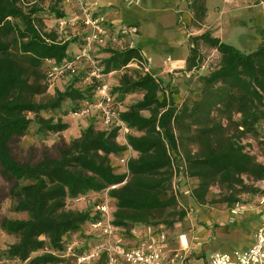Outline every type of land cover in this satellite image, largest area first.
<instances>
[{
	"label": "trees",
	"instance_id": "obj_1",
	"mask_svg": "<svg viewBox=\"0 0 264 264\" xmlns=\"http://www.w3.org/2000/svg\"><path fill=\"white\" fill-rule=\"evenodd\" d=\"M190 8V27L202 29L206 0H192ZM39 11L35 5L25 9L20 0H0V167L12 183L11 195L19 198L16 209L30 213L27 219L1 220V228L18 239L4 256L22 264H61L65 243L75 234L84 238L83 228L92 216V207L68 209L67 200L124 181L109 194L115 199L113 222L127 232L137 225L173 227L187 217L191 199L199 205H233L242 202L241 194L263 192L258 182L264 180V163L247 149L244 139L257 140L264 154V26L261 43L250 52L210 30L189 35V54L181 71L202 68L201 45L215 50L220 59L216 67L199 75L200 96L181 104L175 98L178 88L147 69L148 59L140 47L107 49L108 56L101 60L105 74L132 62L143 68L123 71L112 87L121 102L127 95L142 94L120 112L132 129L128 144L118 141V129H101L91 121L79 137L62 140L56 156L45 154L32 162L19 160L11 146L34 122L28 113L35 115L39 129L63 132L67 122L41 113L61 109L65 101L72 103L73 110L79 109L96 88L81 85L80 73L47 101L34 99L45 91L44 63L70 58V41L46 29ZM52 12L56 18L66 16L58 7H52ZM128 146L137 156L129 161L128 173L120 174L112 159L123 155ZM181 173L186 180H198L193 186L187 181L190 194L175 193L174 179ZM214 184L227 192L211 198Z\"/></svg>",
	"mask_w": 264,
	"mask_h": 264
},
{
	"label": "built area",
	"instance_id": "obj_2",
	"mask_svg": "<svg viewBox=\"0 0 264 264\" xmlns=\"http://www.w3.org/2000/svg\"><path fill=\"white\" fill-rule=\"evenodd\" d=\"M65 1L75 5L76 14L70 19L66 16L54 17V30L62 33L69 25L79 24L84 28L83 42L77 52L72 54L69 52L70 58L64 59L61 63L52 62L50 78L53 81L58 79L67 83L69 73L83 74L81 85H95L94 95L91 99L83 101L79 109L72 110L71 115L75 118L94 117L105 129H118V141L128 144L127 135L132 129L121 119L122 102L112 93V86L105 81L106 76L111 73H104V66L94 52L95 47L123 50L134 46L127 41V37L136 33V27L122 23L117 27L113 21L106 19L101 13L102 7L94 0ZM136 156L137 153L128 146L123 155L116 157L119 166L124 169V174L128 173L129 161ZM187 181L191 183V180H186L182 173L176 175L173 183L176 194L179 192L190 194ZM125 182L112 185L98 193L76 198L82 200L94 195L96 199L91 219L83 228L84 238L79 234L72 235L71 240L65 243V250L61 252V256L73 257L75 264H96L102 259H105L106 264H188L190 247L185 235L180 236V250L168 253L163 246L164 242L157 240L152 234L149 235L148 241L131 245L127 240L126 229L114 224L115 199L110 196L109 190ZM260 204L264 205V197L261 198ZM191 213L190 208L188 215ZM206 264H264V219L257 228L255 241L250 247L230 252L215 251L209 255Z\"/></svg>",
	"mask_w": 264,
	"mask_h": 264
},
{
	"label": "rangeland",
	"instance_id": "obj_3",
	"mask_svg": "<svg viewBox=\"0 0 264 264\" xmlns=\"http://www.w3.org/2000/svg\"><path fill=\"white\" fill-rule=\"evenodd\" d=\"M22 6L25 9H28L29 7L35 5L37 6L40 11L38 13L39 17L43 19L44 25L46 29L51 30L54 29V15L52 12V7H58L60 10H64L66 13L67 18H72L76 14V7L71 2H66L65 0H20ZM138 4H131L130 7L127 8L126 11L118 14L115 13V11L111 8H102L101 13L106 16V19L109 21H113L117 27H120L121 23L122 25H129L127 22H134L137 21L140 23L141 27L143 28L145 34L148 35V37H151L152 40H155L154 48L152 52L150 53L152 56V59L154 63H159L162 55L167 56L168 54H176L184 53L185 48L184 47H171L167 43V39H165L161 34L155 32L156 26L153 27V24L147 23V20L145 19V9L137 6ZM118 18V19H117ZM133 20V21H132ZM124 21V22H123ZM126 22V23H125ZM178 24L183 26V34L189 37V35H197L196 29L193 27H190V24L187 22L185 23L180 18L178 20ZM134 26V25H133ZM136 27V33L135 34H129L127 37V41L134 46H144L143 44H140L139 41L142 38L143 31L140 29V26H134ZM189 27V29H188ZM157 29H160V27H157ZM84 28L83 26L79 24L75 25H69L68 27L64 28L62 33H59V35L64 40L70 41V48L69 52L74 53L77 52L79 47L81 46L83 40L82 36L84 34ZM256 34H250V35H242L239 37V40L242 42L239 44L243 48H250L248 47L250 44H257L259 42V38L256 37L255 39H252V37ZM251 40V41H250ZM109 47H95L94 55H97L100 59V61L108 56V54L105 52ZM172 48V49H171ZM144 56L147 58V54L145 52V49H142ZM201 52L203 56V63L202 68L197 71L193 72H185L181 70H174L170 72L168 79L164 80L165 83H171L173 87H177L179 90V94L175 96L177 99V102L181 104L184 100L185 101H191L196 97L200 96V90L201 85L199 82V75L205 74L208 71L212 70L214 67L217 66L219 63V54L209 47H206L205 45H201ZM169 60V59H168ZM150 61V60H149ZM52 63L45 62L42 71L45 73L46 78L43 82V85L45 86V91L41 94H38L35 96V100L38 102H45L51 97L55 96L56 90L61 89L64 90L66 88V85L70 82V79L73 78L74 74L69 73L70 75L67 76L68 82L65 83L63 80L55 79L54 81L50 78L49 71L51 70ZM83 66H81V69ZM147 69H149L151 72H153L154 75L157 77L163 76L158 71H152V68L150 67V64H146ZM85 69L88 70V68L85 66ZM134 69H137L141 71L143 68L137 64L136 62L130 63L127 68H123L120 71H113L111 74L107 75L105 78V81L108 82L112 87L114 83L118 82V79L121 77L123 71H129L130 73L133 72ZM83 76V74H81ZM80 76V78H81ZM55 83V84H54ZM181 91L183 92V96H180ZM142 98L141 93H135L130 94L126 96V107L133 104L134 102L138 101ZM182 98V99H180ZM73 110L72 103L70 101H65L62 103V108L57 109L54 111H43L41 115L43 117L49 118L52 117L54 119H63L65 122H70L71 126L74 124L75 129H77V126H81L84 122H91L96 121V118H75L71 115V111ZM28 116L33 119V123L29 130L22 136L15 137L12 140L11 146L13 149L14 155L21 161H32V162H38L40 161L45 154H49L52 156H56L57 153V145L62 142V140H65L66 142H70L73 137L75 136V131H67L63 133H54L46 130L39 129V124L36 121V117L33 113H28ZM262 135L264 134V121L261 125ZM244 142L247 143V149L254 155L257 156L258 160L264 163V154H263V148L258 144V141L248 137L244 139ZM192 149H196V145L192 144L190 146ZM113 165L115 166V169L118 173L123 174L124 169L119 166L118 161L116 158L112 159ZM28 181H25L26 183ZM198 183L197 179L192 180L190 183L191 186L196 185ZM189 185V186H190ZM258 186L263 190V192L258 193V195H253L249 193L241 194L242 202L233 204V205H227L226 203H220V204H206V205H199L198 210L196 211L198 216V223L202 225H206L208 220L206 217H213L214 215H223L224 212H230L233 216L232 218L227 219H221L219 223L216 225H228V224H238L240 221L246 220L242 219L246 216L247 213L256 211V208L254 205H249L253 200L256 198V205L260 204V197H264V180L258 182ZM11 188L12 183L8 179L5 178V176L2 174V170L0 167V223L1 220L4 217L12 218V219H27L30 217V213L27 210H17L16 206L18 203V197L11 195ZM227 190L224 188H221L218 184H214L211 187L210 191V197L211 198H217L222 193H226ZM95 196L86 197L82 200H76V199H68L67 200V208L68 209H75V210H87L94 205ZM192 199L189 200L191 203ZM193 203V201H192ZM264 209L261 211L263 213ZM261 212H256L257 214H261ZM191 215V214H190ZM193 216V215H192ZM201 218V221L199 219ZM182 220L181 222L176 223L171 228H165L169 233H176L177 231H180L181 229H186L190 227V221ZM257 230V228H256ZM256 232V231H255ZM18 239L15 235L6 233L0 225V264H22L19 260L15 259H9L6 256H4L5 251L9 248V245L16 242ZM43 251H38L33 254V256L41 254ZM61 264H75L73 257H64V260Z\"/></svg>",
	"mask_w": 264,
	"mask_h": 264
},
{
	"label": "crops",
	"instance_id": "obj_4",
	"mask_svg": "<svg viewBox=\"0 0 264 264\" xmlns=\"http://www.w3.org/2000/svg\"><path fill=\"white\" fill-rule=\"evenodd\" d=\"M102 8H111L115 13H122L127 10L131 4L145 9V19L147 23L153 24L155 32L158 33L157 27L167 26V33H159L171 47H184V53L162 55L159 63H154L151 52L154 48L155 40L145 34L140 23L137 21L127 22L129 25L140 26L143 35L139 46L145 49L147 59L152 71H158L163 76L160 78L167 80L170 72L174 70H183L186 65V58L189 54L188 38L183 34V26L178 24L179 18L185 23L191 24L193 11L190 8L192 0H94ZM207 13L202 29H196L197 34L210 30L214 36L220 37L224 42L232 44L245 52L255 50L261 43V28L264 26V0H206ZM118 19V18H117ZM133 21V20H132ZM124 22V21H123ZM126 23V22H125ZM256 34L252 37H258L260 40L257 44H250L243 48L239 45L242 41L239 37L242 35ZM251 41V40H250ZM172 49V48H171ZM169 59V60H168ZM150 60V61H149ZM52 63L53 61H48ZM115 84V83H114ZM183 96L181 91L180 96ZM182 99V98H180ZM126 98L122 102L121 110H125ZM69 127L63 132L75 131L77 138L81 131L88 126L89 122H83L82 125L75 129L74 124L68 122ZM97 127L105 129L101 122H97ZM70 131V132H71ZM60 132V133H63ZM122 141V140H120ZM256 198L249 205H254L256 211L247 213L238 224L216 225L221 219L232 218L230 212H224L223 215H214L206 217V225L198 223L197 204L191 201V215H187V221H190V227L181 229L176 233H169L165 226L151 227L137 225L128 232L127 240L131 245H138L148 241L149 235L152 234L157 240L164 242L163 246L168 253L180 250V236L185 235L188 241L190 251L188 253V264H206L208 257L215 251L230 252L235 249H246L255 241V231L264 219V205H256ZM259 196V199L261 201ZM261 212V214H257ZM193 215V216H192ZM201 221V218L199 219ZM96 264H106L102 259Z\"/></svg>",
	"mask_w": 264,
	"mask_h": 264
},
{
	"label": "bare ground",
	"instance_id": "obj_5",
	"mask_svg": "<svg viewBox=\"0 0 264 264\" xmlns=\"http://www.w3.org/2000/svg\"><path fill=\"white\" fill-rule=\"evenodd\" d=\"M157 32L158 33H167V26L165 25L164 27H162L161 29H159Z\"/></svg>",
	"mask_w": 264,
	"mask_h": 264
}]
</instances>
